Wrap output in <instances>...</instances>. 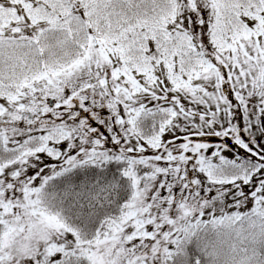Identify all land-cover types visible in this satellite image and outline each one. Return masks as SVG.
<instances>
[{
	"label": "snow or ice",
	"instance_id": "6c2138e0",
	"mask_svg": "<svg viewBox=\"0 0 264 264\" xmlns=\"http://www.w3.org/2000/svg\"><path fill=\"white\" fill-rule=\"evenodd\" d=\"M0 264H264V0H0Z\"/></svg>",
	"mask_w": 264,
	"mask_h": 264
}]
</instances>
